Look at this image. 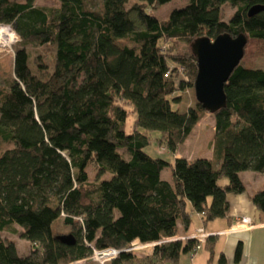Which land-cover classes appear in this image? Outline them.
Returning <instances> with one entry per match:
<instances>
[{
  "label": "trees",
  "instance_id": "1",
  "mask_svg": "<svg viewBox=\"0 0 264 264\" xmlns=\"http://www.w3.org/2000/svg\"><path fill=\"white\" fill-rule=\"evenodd\" d=\"M57 1L58 7L46 8L34 0H0V25L21 39L14 77L0 91V264H73L88 259L93 247L123 251L109 264H180L196 241L165 242L140 254L124 250L135 241L175 237L181 224L187 234L192 213L204 227L228 217L229 194L247 191L240 173H264V68L240 63L231 74L227 106L213 114V158L171 163L145 151L150 133L159 132L158 142L175 154L206 110L198 101L185 110L174 107L181 101L174 93L195 82L197 58H172L192 79L176 85L164 76L171 56L163 42L191 46L225 33L264 40V11L248 15L264 0H190L164 21L150 9L173 0L132 6L101 0L99 9L88 0ZM226 3L236 8L229 22L222 19ZM29 46H50L52 68L39 55L34 70ZM130 116L136 118L127 133ZM91 165L97 167L94 185ZM167 167L172 181L162 179ZM251 201L264 218V185ZM61 223L73 244L58 240ZM3 232L32 247L20 254ZM217 238L204 245L210 261ZM242 254L239 242L236 262ZM219 263L225 264L223 254Z\"/></svg>",
  "mask_w": 264,
  "mask_h": 264
},
{
  "label": "rangeland",
  "instance_id": "2",
  "mask_svg": "<svg viewBox=\"0 0 264 264\" xmlns=\"http://www.w3.org/2000/svg\"><path fill=\"white\" fill-rule=\"evenodd\" d=\"M18 1H25V0H18ZM89 6L92 9H99L101 5V0H88ZM134 3H138L137 0H130L129 6H132ZM190 3V0H173L167 4H164L156 9H150L159 20L164 21L168 20L170 14L175 9H182L185 8ZM34 4L40 7L46 8H53L58 7L59 2L57 0H34ZM222 19L225 22H229L231 17L234 15L236 8H234L231 4L226 3L222 6ZM9 26V25H8ZM11 27V26H10ZM248 44L245 49V55L241 63L248 67L253 68H264V40H259L252 38L248 35ZM21 43L20 37L17 35L16 41L12 44L9 51L0 55V91L5 90L11 80L14 77V57H15V49ZM163 46L166 48V52L171 59L169 60V67L172 72V78L175 80L176 85H178L181 81L187 82L184 78H188V82H191V76L189 75L188 71L180 72L179 68L182 66L172 60L173 57L178 55H186L187 53H192L191 46L188 44L183 43L182 41L177 40H166L163 42ZM31 55V63L33 65L34 59L41 56L40 63H48L49 66L52 68L53 66V49L50 46L46 47H28ZM34 70H36V66L33 65ZM51 71V69H50ZM187 82V83H188ZM174 97H180V103L174 104V107H179L181 110H185L189 106L194 105L197 102L195 88H194V80L193 86H187L184 90H179L174 93ZM134 116H130L127 124H126V132L130 133L133 130V125L135 121ZM205 122L202 123L199 127H196L193 130L190 138L188 137L182 144L179 145V153L180 155H185L194 158V153L196 157H206L207 152L211 149L214 132H215V120L213 114L209 112H205L203 115ZM151 143L148 147L145 148V151L153 156V157H162L169 162H172L173 154L158 142L161 134L159 132H151ZM189 147V148H188ZM200 147L202 149V155L200 154ZM213 147V146H212ZM177 155V152L176 154ZM97 172V167L95 165H91L89 167V183L90 185H94L97 181L95 179ZM245 182V186L247 187V192L249 194L258 192L259 188H262V182H264V173L254 172V171H244L240 173ZM257 175L258 180H254L253 176ZM104 177H110V175L106 174ZM162 179L164 180H172V169L167 167L162 173ZM227 183L226 179L221 181V184ZM254 193V194H255ZM260 215V214H258ZM227 219V218H225ZM225 219H217L215 221L207 223V230H219L225 229L228 227L227 220ZM264 218H260L257 216V223L263 222ZM200 223V220L197 216L193 217L192 227H195L197 224ZM59 235H68L70 234V229L66 227L63 223L59 225L58 228ZM182 231V230H181ZM221 232V231H220ZM219 232V233H220ZM218 233V234H219ZM3 238L14 241L17 244L18 250L20 254H25L28 250L32 247L30 243L20 238L19 235L14 234L12 232H3ZM217 236V235H216ZM232 236V235H231ZM230 234H219L217 236V242L215 245V253L213 257V261L210 263L218 264V259L220 255V249L225 248V243L230 239ZM150 249V248H149ZM148 249L142 250H133L135 253H143ZM250 252L252 256H254L258 262V264H264V228H257L250 234ZM210 252L204 248L199 250L193 259L191 258L190 254H183L180 259V264H207L209 263ZM90 259V258H89ZM92 261V260H91ZM137 263L139 261L136 260ZM134 262L135 264H137ZM85 263H89L87 260ZM83 263V264H85ZM98 263V262H96ZM99 264V263H98ZM132 264V263H131Z\"/></svg>",
  "mask_w": 264,
  "mask_h": 264
},
{
  "label": "water",
  "instance_id": "3",
  "mask_svg": "<svg viewBox=\"0 0 264 264\" xmlns=\"http://www.w3.org/2000/svg\"><path fill=\"white\" fill-rule=\"evenodd\" d=\"M262 11L264 6H253L248 15L252 17ZM248 38L246 33L236 37L225 33L215 39L200 37L191 44L198 65L194 82L196 99L210 114L227 106L225 85L244 58ZM58 240L67 244L75 242L69 235L59 236ZM87 261L91 262V259Z\"/></svg>",
  "mask_w": 264,
  "mask_h": 264
},
{
  "label": "crops",
  "instance_id": "4",
  "mask_svg": "<svg viewBox=\"0 0 264 264\" xmlns=\"http://www.w3.org/2000/svg\"><path fill=\"white\" fill-rule=\"evenodd\" d=\"M204 122H205V119L202 118L200 120V122L196 125V127H199ZM196 127L194 128V130L196 129ZM214 129H215V127H214ZM189 138H190V136H189ZM195 153H194L195 157L192 158V157H189V156L180 155L179 149H178L177 150V155H175L176 153L173 154V159L179 158V157H185V158H188V159L198 158V157H196ZM199 155H202L201 147H200V154ZM207 155H208L207 158H210V159L213 158L214 151H213V147L212 146H211V149L207 152ZM173 161L171 163H173ZM240 176H242V175L240 174ZM257 178H258L257 175L253 176L254 180H258ZM242 180H243V178H242ZM167 181H172V180H167ZM243 182H244V180H243ZM262 183L264 185V182H262ZM263 185L261 187H263ZM259 189H262V188H259ZM254 193L249 194L246 191L245 193L240 194V195L229 194L228 199H229L231 208H230L229 216L226 217L227 219L224 218L225 220H227L226 222L228 224V227L225 228V229H219V230H216V231H214V230H209L208 231L207 230V226L205 227L208 232L214 233V234H218L220 231L222 232L224 230L229 229L230 225L235 222V219L237 217H240V216L250 217L258 225L257 227H255L254 229H252L250 231L230 234V236L231 235L232 236L230 237V239H228V241H226L225 248L224 249L223 248L220 249L219 258L223 254L225 256V264H258L256 258L254 256H252V253L250 252V234H251V232H253L257 228H260V227L264 228V223H260V222L257 223V216H259L260 218L262 216L258 215L259 213H258L257 209L255 208V206L253 205V203L251 201V196ZM194 216H197L199 218L200 223L197 224L195 227H192V223H191V226L189 228L190 229L189 232H192V231H194L195 229H197L199 227H204V225L202 223L201 216L199 214H197V213H192V222H193V217ZM182 235H186V231L184 229V226L181 224L180 228H179V236H182ZM217 236H219V235H217ZM239 242L242 243L243 254H242L241 260L239 262H236L235 261V251H236V248H237V245H238ZM213 257H214V255L212 256V260L211 261H213ZM210 259H211V255H210V258H209V263L207 262V264H212V263H210L211 262ZM218 264H220L219 263V259H218Z\"/></svg>",
  "mask_w": 264,
  "mask_h": 264
},
{
  "label": "built area",
  "instance_id": "5",
  "mask_svg": "<svg viewBox=\"0 0 264 264\" xmlns=\"http://www.w3.org/2000/svg\"><path fill=\"white\" fill-rule=\"evenodd\" d=\"M180 72H185V68L181 67L179 68ZM173 70L169 69L166 74L164 75L166 78H170ZM188 82V78H184ZM258 225L251 219L250 217L247 216H240L235 219V222L230 225L229 229L224 230L220 232L219 234H234V233H239V232H245V231H250L257 227ZM219 234H214L210 233L206 230L205 227H199L195 229L192 232L187 233L186 235L182 236H175L172 238L165 239L163 241L159 242H152V243H141L139 241H135L132 243L131 247L124 250V251H133V250H142V249H149L154 246L160 245L165 242H175V241H186V240H194L197 242L194 250L189 253L191 255V258L195 256V254L204 248V245L207 241V239L211 236L219 235ZM93 247V246H92ZM123 251H119L115 248L109 247V248H104V249H97L95 247L92 248V254L89 257L92 261L98 262L99 264H109L110 262L114 261L119 254ZM88 258V259H89ZM86 259V260H88ZM86 260L82 261H77L76 263L73 264H83L85 263Z\"/></svg>",
  "mask_w": 264,
  "mask_h": 264
},
{
  "label": "bare ground",
  "instance_id": "6",
  "mask_svg": "<svg viewBox=\"0 0 264 264\" xmlns=\"http://www.w3.org/2000/svg\"><path fill=\"white\" fill-rule=\"evenodd\" d=\"M17 39V33L8 25H0V55L9 51Z\"/></svg>",
  "mask_w": 264,
  "mask_h": 264
}]
</instances>
